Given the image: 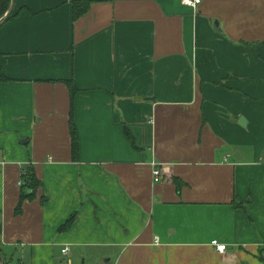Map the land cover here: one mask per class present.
Returning a JSON list of instances; mask_svg holds the SVG:
<instances>
[{"label": "crops", "instance_id": "0c3cea01", "mask_svg": "<svg viewBox=\"0 0 264 264\" xmlns=\"http://www.w3.org/2000/svg\"><path fill=\"white\" fill-rule=\"evenodd\" d=\"M76 1L91 2L78 19ZM11 14L0 22V251L264 264V0H14ZM28 168L41 186L17 215Z\"/></svg>", "mask_w": 264, "mask_h": 264}, {"label": "trees", "instance_id": "16d2710c", "mask_svg": "<svg viewBox=\"0 0 264 264\" xmlns=\"http://www.w3.org/2000/svg\"><path fill=\"white\" fill-rule=\"evenodd\" d=\"M12 0H0V22L1 20H4V16L7 14L9 11L10 5H11ZM91 6L90 1H76L73 3V16L74 19H78L85 13L89 11V8ZM15 15L10 14L8 15V18L6 21L11 20ZM4 79V78H3ZM67 86L69 88L70 94H71V99L73 102V99L76 95V88L72 84V82H67ZM73 106V105H72ZM70 134H71V144H72V154H73V159L78 160V154H79V134L76 129V126L73 121V109L70 113ZM125 135L127 138L132 142L133 146L136 147L135 141L133 136L131 135L130 131L128 128H125ZM24 181V186L23 190L21 193V197L18 203V206L16 208V214L19 215L22 213V205L25 201L27 200H34L36 197L37 190L41 186V182L38 180L34 168H28L26 170V173L24 174L23 177ZM175 183L177 185L178 191L181 190V181L175 179ZM236 207H240V204L236 203ZM75 220V216H71L61 227L59 228V231L64 232L67 231L71 228L73 222Z\"/></svg>", "mask_w": 264, "mask_h": 264}, {"label": "rangeland", "instance_id": "374dc122", "mask_svg": "<svg viewBox=\"0 0 264 264\" xmlns=\"http://www.w3.org/2000/svg\"><path fill=\"white\" fill-rule=\"evenodd\" d=\"M8 13L9 11L7 14ZM7 14L4 17H6ZM90 250L93 256L87 258L84 261L81 260V262H79L73 254L69 255V257L62 256L60 253V248L58 247L55 249L53 256L37 259L32 256L30 248L18 249V251L11 248H2V251H0V258L4 259V264H98L97 261L100 260L97 257L98 248H90ZM101 261V264H115L114 261H112V263H104L103 260Z\"/></svg>", "mask_w": 264, "mask_h": 264}, {"label": "built area", "instance_id": "2783aa9c", "mask_svg": "<svg viewBox=\"0 0 264 264\" xmlns=\"http://www.w3.org/2000/svg\"><path fill=\"white\" fill-rule=\"evenodd\" d=\"M201 2V0H183V4L187 7L190 8H196L197 5H199ZM151 170H152V176H153V181L156 184H159L162 182L164 174L162 169L160 168V165L155 162L152 161L151 162ZM20 184V183H19ZM159 239L156 238V243H158ZM213 247H215V249L217 250V252L219 253H225L227 250V246L225 244H221L218 240H214L212 242ZM70 252V248L66 247L64 248V250L62 251L63 255H68Z\"/></svg>", "mask_w": 264, "mask_h": 264}, {"label": "water", "instance_id": "95a60500", "mask_svg": "<svg viewBox=\"0 0 264 264\" xmlns=\"http://www.w3.org/2000/svg\"><path fill=\"white\" fill-rule=\"evenodd\" d=\"M13 7H14V0H12V4H11V7H10V9H9V13H8L7 16L4 18L3 21H6V20H7L8 15L11 14V12L13 11ZM3 21H2V22H3ZM2 22H1V23H2ZM217 25H218V24L216 23V24H215V28L217 27ZM240 124L243 125V126H245V121H244V120H241V121H240ZM237 155H238V154L235 155V158H238Z\"/></svg>", "mask_w": 264, "mask_h": 264}]
</instances>
